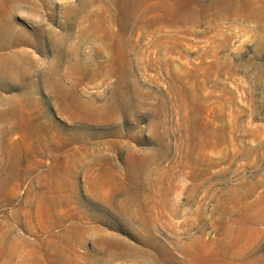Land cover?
<instances>
[{"label": "rangeland", "instance_id": "rangeland-1", "mask_svg": "<svg viewBox=\"0 0 264 264\" xmlns=\"http://www.w3.org/2000/svg\"><path fill=\"white\" fill-rule=\"evenodd\" d=\"M0 264H264V0H0Z\"/></svg>", "mask_w": 264, "mask_h": 264}]
</instances>
